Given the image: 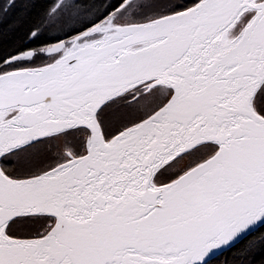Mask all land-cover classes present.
<instances>
[{"label":"water","instance_id":"water-1","mask_svg":"<svg viewBox=\"0 0 264 264\" xmlns=\"http://www.w3.org/2000/svg\"><path fill=\"white\" fill-rule=\"evenodd\" d=\"M248 5L260 12L228 52L225 63L233 70L205 79L193 61ZM157 37L163 38L142 49L112 53ZM174 73L182 81L173 84L169 101L107 142L96 111L141 80ZM263 84L264 2L251 0H201L137 26L120 42L77 49L47 67L1 73L0 111L37 110L25 124L11 126L25 115L0 124V158L67 127L88 126L93 137L84 155L54 173L16 179L0 165V264H204L230 248L264 222V149H245L236 141L239 135L264 139V116L253 104ZM74 96L86 98L93 117L71 112L56 119L55 104ZM210 122L234 133L220 135ZM209 141L221 146L212 159L155 192L132 196L120 185V169L145 172L151 183L170 155ZM111 201L131 208L109 216L104 209ZM25 214L57 221L36 239L8 235L9 223Z\"/></svg>","mask_w":264,"mask_h":264},{"label":"trees","instance_id":"trees-1","mask_svg":"<svg viewBox=\"0 0 264 264\" xmlns=\"http://www.w3.org/2000/svg\"><path fill=\"white\" fill-rule=\"evenodd\" d=\"M121 1L80 0L76 3H69V0H12L6 3V0H0V74L10 70L43 66L44 64H38L36 61V56L43 52L40 49L42 45L66 37L64 35L69 36L81 31L79 29L85 28L93 18L104 16L108 10L118 7ZM197 1L199 0H146L141 4L142 15L152 11L170 14L187 8ZM74 24L75 26H73ZM67 25L73 27L67 31L61 30V26ZM34 50V55L23 56V54ZM17 55L20 57L9 61L10 58ZM163 86L165 87L162 91L165 90V92L170 88L165 84ZM131 91L127 89L121 93L127 94ZM136 95L137 92L131 95L128 101L134 100ZM160 97L166 98L167 101L170 95H160ZM122 111H125L124 102L112 104L107 113L109 120L116 119L117 114H121ZM121 129L114 131L111 136ZM61 136L64 137L59 140ZM39 140L45 142L41 149L23 151L27 145ZM91 142V130L85 126L77 125L10 150L3 154L0 163L3 170L11 177H33L59 166L71 157L87 152ZM65 144L70 147H65ZM49 151L54 158L48 163L45 159L47 155L44 158L43 155L50 153ZM60 156L64 159L58 162ZM199 162H196L195 166L200 165L201 162ZM34 164H39V166ZM40 167L41 169H38ZM193 168L194 166L190 167L164 183L173 181ZM56 221V217L51 215L25 214L13 219L8 225L7 232L20 239L38 238L45 235ZM204 264H264V222L240 241Z\"/></svg>","mask_w":264,"mask_h":264},{"label":"rangeland","instance_id":"rangeland-1","mask_svg":"<svg viewBox=\"0 0 264 264\" xmlns=\"http://www.w3.org/2000/svg\"><path fill=\"white\" fill-rule=\"evenodd\" d=\"M146 0H136L132 3L131 9L134 8L135 5H141ZM129 10V9H128ZM128 10L123 11L125 13L123 20L119 19V21H124L126 23L129 22V14ZM122 14V12L120 13ZM158 16L163 15V12H157ZM147 15V14H146ZM258 13L256 11L251 12L250 10L247 13L248 19L244 17L243 15H238L237 18L233 21V23L223 32L220 33L218 37L214 39L215 46H208L206 49L203 50V56L206 57V59L210 58L212 61L219 60L221 57L225 55V53L231 51V49L234 47L236 42H239L241 38L243 37L246 29L252 24L253 20L257 17ZM143 17L145 15H142ZM129 19V20H128ZM75 26V24L73 25ZM71 25L67 26H61V30L67 31L69 28L73 27ZM65 28V29H64ZM64 32V31H63ZM52 36V35H50ZM216 47V48H215ZM46 48V47H45ZM70 50V47L67 49H64L62 53L59 54H52L47 52H42L41 55L36 56V61L38 64H44L43 66L39 67H47L51 64H53L55 61L58 60L59 56L65 55ZM118 50V49H117ZM226 53V54H227ZM38 66L34 68H39ZM164 84H156L154 86H144L143 88H137L132 90L131 92L127 94H116V98L107 104L99 113L97 112V120L101 126L102 132L104 137L108 140L110 139L114 131L117 129H121L122 127H128L131 126L137 122H140L153 114L156 110H158L162 105L166 103V98L163 99L160 97V92L165 87ZM137 92L136 98L132 101H128V98L135 94ZM77 99L76 96L67 98V101H72ZM116 102H124L125 105V111L122 114L121 117L118 119H110L108 118V110L112 106V104ZM254 107L255 109L264 116V84L261 86V88L258 90L254 97ZM24 110V115H32L36 110L37 107H31V108H20ZM22 111L19 109H13V108H7L2 111H0V124H3L11 119H14L21 115ZM64 136L59 137V140L63 138ZM45 142L43 140H39L36 142H33L29 145H27L25 150H34L37 151L41 149ZM65 147H70L69 145L65 144ZM53 147V146H52ZM218 147L214 142H206L203 144H200L199 146H195L187 151H185L182 155L175 159H171L167 161L163 166H160L157 170L156 174L153 177V181L156 184H165L164 182L169 181L170 179H173L177 175H179L182 172H185L190 167L194 166L196 168L195 164L196 162H201V164L205 163L209 159L215 156L217 153ZM50 152V151H49ZM47 155V156H46ZM51 152L48 154L43 155V158L46 156V161L51 162V159H53V155H51ZM13 154L11 155V157ZM64 158L60 156L58 158V162L62 161ZM199 162V163H200ZM198 166V165H197ZM38 169H41L38 168ZM177 179V178H176ZM175 180V179H174ZM132 181L129 180L125 183V185H130ZM146 190L145 185H140L136 188L137 193H142Z\"/></svg>","mask_w":264,"mask_h":264},{"label":"flooded vegetation","instance_id":"flooded-vegetation-1","mask_svg":"<svg viewBox=\"0 0 264 264\" xmlns=\"http://www.w3.org/2000/svg\"><path fill=\"white\" fill-rule=\"evenodd\" d=\"M73 1L76 2L77 0H73ZM134 1H136V0H132V1L122 0L121 3L118 5V7L108 10L105 13V15L102 17L93 18L92 22H90V24H87L85 28L83 27V28L79 29L81 31H79L73 35H69V36L64 35L66 37L52 41L49 44L42 45L40 47V49L41 50L43 49L45 52H47V49L49 47V48L53 49V51H54V52H52V54H59V53H62V51L64 49H67L68 47H70V50L68 51V53H69L71 51H75L77 49H80V48H83V47H86L89 45L114 44V43L122 41L125 37L130 35L132 30L135 29L137 26L142 25V24H151V23H154L155 21H157L159 18L164 17L166 15H170V14H174V13H178V12L187 10L188 8L197 4L201 0L193 3L192 5L188 6L187 8L175 11V12L170 13V14H164V15L158 16V14L156 12L152 11V12L148 13L147 15H145L144 17L142 16V9H141L140 4L135 5L134 8L131 9L132 3ZM263 2H264V0H251V3L255 4V5L263 3ZM134 3H136V2H134ZM126 10H128L129 19H131V20L128 19L129 20L128 23H126L124 21H119V19L123 20L124 15H125V13H123V11H126ZM249 10L251 12L256 11V13H259V11H260V9L255 8L253 6H250V5L246 6L241 13L245 12V14L243 16L246 17L247 19H248L247 13ZM121 12H122V14H120ZM84 34H87V35L83 36ZM162 38L163 37L152 38V39H148L145 41L137 42V43L122 47V48H124L123 53L138 50L142 47H145V46H148L154 42H157V41L161 40ZM62 56L63 55L61 54L59 56V58H61ZM154 81H158V79L154 78V79H146V80L139 81L134 86H132L130 88V90L137 89L141 86L142 87L153 86L152 84ZM181 81H182V76H180V75H172L170 77V79H162V80L158 81V84H165V85L170 87L167 90V92H165V90H163L159 94L164 95V96L170 95V97H171L173 92H174V85L173 84L181 82ZM170 97L168 99H170ZM108 103H109L108 101L105 102L100 107L99 112ZM88 105H89V103H86V107ZM82 126H85V125H82ZM85 127H87L89 129L88 126H85ZM80 155H82V154H79L76 156H80ZM76 156H74V157H76ZM71 159H72V157L69 160H71ZM69 160L64 161L62 164L66 163Z\"/></svg>","mask_w":264,"mask_h":264},{"label":"bare ground","instance_id":"bare-ground-1","mask_svg":"<svg viewBox=\"0 0 264 264\" xmlns=\"http://www.w3.org/2000/svg\"><path fill=\"white\" fill-rule=\"evenodd\" d=\"M12 0H6V3H9V2H11ZM77 1H80V0H77ZM76 1V2H77ZM75 1H73V0H69V3H76ZM246 7V6H245ZM245 7H243V9L245 8ZM243 9L240 11V13L238 14V15H244L245 14V12L244 13H241L242 11H243ZM237 15V16H238ZM237 18V17H236ZM233 23V22H232ZM231 23V24H232ZM230 24V25H231ZM229 25V26H230ZM228 26V27H229ZM227 27V28H228ZM226 28V29H227ZM225 29V30H226ZM248 29V28H247ZM247 29H246V31H247ZM246 31H245V33H246ZM223 32V31H222ZM244 33V34H245ZM244 36V35H243ZM215 42H216V40L215 41H213L209 46L211 47V46H213L214 44H215ZM215 46V45H214ZM213 46V47H214ZM236 45H234V47H235ZM233 47V48H234ZM142 48H144V47H142ZM142 48H140V49H142ZM216 48V47H215ZM232 48V49H233ZM124 48H120V49H118V50H115L114 52H113V55H119V54H122L123 53V50ZM231 49V50H232ZM139 50V49H138ZM227 53V52H226ZM225 53V55L223 56V57H221L219 60H216V61H212V59H210V58H208V59H206V57H204L203 56V52L202 53H200V54H198L197 56H196V61H193L194 63H200L201 64V69H197V72H199L200 74H202L203 75V77L205 78V79H207V80H212L213 78H215L216 76H224V75H226L228 72H230V71H232L233 70V68H234V65H230V66H228L226 63H225V61L227 60V57H229L228 56V54L229 53H227L226 54ZM233 58V57H232ZM218 66V68H216ZM173 75H179V74H176V73H174ZM85 102H86V98H84V97H78L77 99H75V100H73V102L72 101H67V100H62V101H60V102H57L56 104H55V106H54V109H55V117H57L56 119H58V118H62L63 116H65V115H67V113H71V112H74V113H82V114H84L85 115V117H84V119L85 120H88V119H91L92 117H93V115H94V110L92 109V107H90L89 109H87L86 107H85ZM254 104V103H253ZM14 109H18V108H14ZM42 111H44V110H42ZM38 113H40V111L38 112ZM124 113V111H122L121 112V114H117V116H116V119H118L119 117H121L122 116V114ZM30 120V115H25L24 116V118H22L20 121H17L16 123H14L13 125H11V126H15V125H18V124H25V122H28ZM210 124H212V126H213V128H216V130H218L219 132H221L222 134H220V135H228L229 136V134L231 135L232 133H234V130L233 129H231L232 127H230V129H228V128H225V127H222L221 125L219 126V125H216V124H214L213 122H210ZM65 126H67V123H63L62 125H58L57 127H55V128H53V129H59V128H64ZM129 127V126H128ZM127 127H124L123 129H121L118 133H120L121 131H123L124 129H126ZM0 130H1V128H0ZM118 133H116V134H118ZM115 134V135H116ZM115 135H113V136H115ZM246 135H248V134H246ZM112 136V137H113ZM111 137V138H112ZM110 138V139H111ZM235 138H236V136H235ZM21 138H16V139H13V140H11V141H9L8 143H7V145H6V147H10V146H12L13 144H15L18 140H20ZM110 139H106V141L108 142ZM236 141L239 143V145L240 146H242L243 148H245V149H250V148H252V147H259V148H262V149H264V139L263 138H255V137H250V135H248V136H238L237 137V139H236ZM209 142H214V144H217V147H218V150H217V153L219 152V150H220V148H221V146H220V144H218V142H216V141H209ZM203 143H206V142H202V143H200V144H203ZM200 144H198V145H196V147L197 146H199ZM216 153V154H217ZM85 154V153H84ZM84 154H82V155H84ZM181 154V153H180ZM215 154V155H216ZM178 154H173V155H170L168 158H166L163 162H162V164L160 165V166H163L167 161H169V160H171V159H175V158H177V157H179L180 155H178ZM182 155V154H181ZM213 158V157H212ZM211 158V159H212ZM210 160V159H209ZM208 160V161H209ZM208 161H206V162H208ZM205 162V163H206ZM204 164V163H203ZM35 166H39V164H34ZM201 165L202 164H200V165H198V166H196V168H199V167H201ZM159 166V167H160ZM60 168L59 167H55V168H53V169H50V170H48V171H52L53 173H54V171H60L59 170ZM159 169V168H158ZM157 169V170H158ZM193 169H195V168H193ZM192 169V170H193ZM191 171V170H190ZM189 171V172H190ZM45 172H47V171H45ZM45 172H43V173H45ZM118 172V174H117V178L119 179V181H120V185L124 188V192L125 193H127V194H129V195H132V196H138V195H143V194H147L148 192H155V190H154V188H158V186H162V185H166V184H168V183H165V184H156V183H154V181H153V179H152V181H151V183H149L148 181H147V178H146V176H145V172H136V171H133L132 169H120V170H118L117 171ZM157 172V171H156ZM207 172V168H203V169H201V171H199L198 173H201V175H203V174H205ZM43 173H41V174H43ZM188 173V172H187ZM187 173H185V174H187ZM41 174H38V175H41ZM156 174V173H155ZM185 174H183V175H185ZM38 175H36V176H38ZM106 175V172L105 171H103V172H101V177H103V176H105ZM182 175V176H183ZM198 175V174H197ZM193 176H194V174H193ZM196 176V175H195ZM11 177V176H10ZM34 177V176H33ZM181 177V176H180ZM180 177H178V178H180ZM14 178V177H13ZM27 178H29V177H27ZM177 178V179H178ZM16 179H24V178H16ZM102 179V178H101ZM100 179V180H101ZM129 180H131L132 182L130 183V185H125V183L127 182V181H129ZM176 180V179H175ZM174 181V180H173ZM172 182V181H171ZM170 183V182H169ZM140 185H145L146 186V190L145 191H143L142 193H137L136 192V188L137 187H139ZM154 190V191H153ZM131 208V206L129 205V204H126V203H122V202H120L119 204H117V203H115V202H113V201H111L109 204H107V205H105V209H104V211L107 213V214H109V216H116L117 214H118V212H120V211H125L127 208ZM56 224V223H55ZM55 226V225H54ZM53 226V227H54ZM52 227V228H53ZM8 228V227H7ZM51 228V229H52ZM50 229V230H51ZM49 230V231H50ZM48 231V232H49ZM6 232H7V229H6ZM47 232V233H48ZM46 233V234H47ZM7 234H8V232H7ZM45 234V235H46ZM8 235H10V234H8ZM248 235V234H247ZM11 236V235H10ZM44 236V235H43ZM11 237H13V236H11ZM40 237H42V236H40ZM14 238H16V237H14ZM39 238V237H38ZM17 239H20V238H17ZM33 239H36V238H33ZM29 240V239H28ZM240 241V240H239Z\"/></svg>","mask_w":264,"mask_h":264}]
</instances>
